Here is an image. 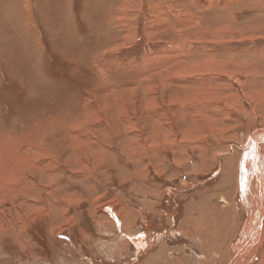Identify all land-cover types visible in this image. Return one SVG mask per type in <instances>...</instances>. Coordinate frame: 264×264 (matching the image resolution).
<instances>
[{
  "label": "rangeland",
  "instance_id": "1",
  "mask_svg": "<svg viewBox=\"0 0 264 264\" xmlns=\"http://www.w3.org/2000/svg\"><path fill=\"white\" fill-rule=\"evenodd\" d=\"M262 134L264 0H0V264H264Z\"/></svg>",
  "mask_w": 264,
  "mask_h": 264
},
{
  "label": "bare ground",
  "instance_id": "2",
  "mask_svg": "<svg viewBox=\"0 0 264 264\" xmlns=\"http://www.w3.org/2000/svg\"><path fill=\"white\" fill-rule=\"evenodd\" d=\"M152 91V90H151ZM99 119V118H98ZM97 119V120H98ZM93 120V119H92ZM100 120V119H99ZM264 134H262V135H260L262 138H264V136H263ZM261 138V139H262ZM257 144H258V138L257 137H253L252 139H251V143H250V145H249V149H250V151H251V153H255V155L257 156V163H256V165H254V170H255V172L257 173V176H258V178H257V180L258 181H254L253 183H255L256 182V186H254V198H255V200L258 202V200H259V197H260V195L262 194V192H263V190H264V179H263V176H264V168L262 167V162L260 161V159H261V157L259 156V152H258V149H257ZM250 154V153H249ZM32 158V157H31ZM18 160H20V158L18 159ZM23 160V159H22ZM21 160V161H22ZM30 162V161H29ZM32 162V161H31ZM19 163V162H18ZM21 163V162H20ZM32 164V163H31ZM30 163H28V167H29V165H31ZM5 169V168H4ZM248 169V168H247ZM247 169H244L245 170V173L247 174L248 173V171H247ZM23 172V171H22ZM14 175V174H13ZM18 175H20V173L18 174ZM16 176V175H15ZM17 177V176H16ZM260 177V178H259ZM244 178H245V180H247V178H248V176L247 175H245L244 176ZM23 179V178H22ZM13 180H15V179H13ZM250 181V180H249ZM255 185V184H254ZM24 186V185H23ZM251 188V187H250ZM255 233V232H254ZM251 234L250 233V237H248V239H246V241L244 242V245H243V247L241 246L240 248V250H239V253L238 254H241V255H245V254H247L248 253V251H249V249H250V247L258 240V238H257V235H256V233L255 234ZM249 236V235H248ZM260 237V236H259ZM238 258V257H237ZM237 258H236V261H237ZM239 259V258H238ZM241 261H242V259H241ZM239 263V262H238ZM237 264V263H236ZM240 264H241V262H240Z\"/></svg>",
  "mask_w": 264,
  "mask_h": 264
}]
</instances>
